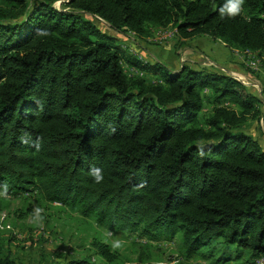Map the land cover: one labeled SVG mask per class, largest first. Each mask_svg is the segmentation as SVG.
<instances>
[{"label": "trees", "instance_id": "obj_1", "mask_svg": "<svg viewBox=\"0 0 264 264\" xmlns=\"http://www.w3.org/2000/svg\"><path fill=\"white\" fill-rule=\"evenodd\" d=\"M59 1L0 0V192L36 193L149 241L179 235L187 259H212L203 252L217 239L247 250L248 264L264 258V146L244 129L264 116L256 89L213 65L142 64L120 46L140 54L130 34L171 25L179 46L208 37L261 58L264 0L234 16L228 0ZM123 57L157 81L128 78ZM204 90L215 106L201 120ZM13 257L0 239V264Z\"/></svg>", "mask_w": 264, "mask_h": 264}, {"label": "rangeland", "instance_id": "obj_2", "mask_svg": "<svg viewBox=\"0 0 264 264\" xmlns=\"http://www.w3.org/2000/svg\"><path fill=\"white\" fill-rule=\"evenodd\" d=\"M65 2L67 0L56 2L54 7L58 10H66L62 6ZM101 22L107 26L105 22ZM170 26L168 25L164 28L149 26L147 28L149 34L143 38H137L134 34L130 35L136 43L143 45L154 59L162 62L161 58H163L165 65L168 68H172L175 73L180 69L177 61L182 65L184 63L200 62L203 66H210V64H214L212 61L217 62L216 58H218L219 66L217 67H219L220 71L222 70L221 72L225 71V73L246 85L242 81L243 78L231 75V73L237 72L229 68H222L226 65L225 62L231 59L229 57L230 53L233 54L238 51H232L224 47L225 45L222 43L221 45L229 50L223 56V60L221 56L219 58L217 52L208 50V47H204L202 44L196 47H191V44V46L189 44L179 46L176 44L177 40L174 39L176 29ZM120 46L130 52L131 55H134L133 49L125 48V44H120ZM198 46L202 49H198ZM246 54V57L241 56V60L236 62V64L242 69H246L248 74L255 75L261 65L258 63L257 69H252L250 63L259 58L253 57L248 52ZM122 61L128 78L140 77L146 80V83L157 81L153 74L144 73L134 69L132 66H127L124 57ZM248 74L241 76L248 80L249 83L256 84L254 87L262 99L264 95L261 94V82L256 78L250 79ZM202 95L204 102L200 112L201 120L208 116L215 106L212 103V94L209 91L204 90ZM221 105L235 108L230 105L228 100L221 101ZM263 125L264 116L259 123L248 119L244 129L254 137H257L264 146V139L261 138V133H264ZM117 238L126 241V243L122 248L113 250L111 244ZM0 239L3 241L4 247H10L13 252V258L16 261L15 264H42L43 262H47V264H52L53 262L64 264L71 261H83L87 264L250 263L247 250L240 249L234 244L225 242L223 239L215 240L210 248L203 252L205 255L211 252L209 255L212 259L200 256V254L187 259L182 254L179 235L170 240L149 241L147 238L142 237L139 232L109 229L99 225L93 218H83L78 212L67 207L46 203L36 193L13 197L5 195V192H0ZM97 244L108 246L113 257L112 262H107L98 254ZM1 253L4 254L2 251Z\"/></svg>", "mask_w": 264, "mask_h": 264}, {"label": "crops", "instance_id": "obj_3", "mask_svg": "<svg viewBox=\"0 0 264 264\" xmlns=\"http://www.w3.org/2000/svg\"><path fill=\"white\" fill-rule=\"evenodd\" d=\"M187 44H191L190 46L191 47H196L197 45H199V44H202V45H204V47H208L207 49L208 50H212V51H215V52H217V54H218V56H219V58H220V56H221V59H223L224 60V58H223V56L226 54V52H229V50L228 49H226V48H224L223 47V45H221V43L220 42H218V41H215V40H212V39H210V38H208V37H195V38H192V40H190L189 42L187 41ZM140 50H141V52H139L140 54H138V53H134V55L139 59V60H141L142 61V64H145V63H147V61L149 62L150 61V63H151V61H153V60H155V61H158V60H156V59H154L153 58V56H151L152 54L151 53H148V51L146 50V48L143 46V45H140ZM198 49H202L201 47H197ZM143 53H145L144 55H146V56H144V55H142ZM142 55V56H141ZM251 55L254 57L255 55L254 54H252L251 53ZM241 56H245L246 57V55L243 53V52H234L233 54H231L230 53V55H229V57H231V59H228V61L227 62H225V64L226 65H224L222 68H225V69H227L228 67H229V65L230 64H232L231 63V61H235V62H238V61H240L241 60ZM161 58V57H160ZM147 59H149V60H147ZM259 59H261V63H260V68H258V73H257V75H258V77H259V81L261 82V86H262V84L264 85V58L262 59V57L261 58H259ZM161 60L164 62V60H163V58H161ZM216 61L217 62H215V61H212L214 64H212L213 66H215V67H217V66H219V60H218V58H216ZM160 62V61H159ZM175 62V61H174ZM178 62V65H179V67H181V65L182 64H179V61H177ZM241 62H243V61H241ZM165 63V62H164ZM221 63V62H220ZM184 64H189V63H184ZM190 64H192V65H196V64H200V62H195V63H190ZM219 68V67H218ZM238 73V72H237ZM239 74H241V75H243L242 73H239ZM264 95V94H263ZM264 101V97L262 98V102ZM264 104V103H263ZM263 127H264V125H263Z\"/></svg>", "mask_w": 264, "mask_h": 264}, {"label": "clouds", "instance_id": "obj_4", "mask_svg": "<svg viewBox=\"0 0 264 264\" xmlns=\"http://www.w3.org/2000/svg\"><path fill=\"white\" fill-rule=\"evenodd\" d=\"M243 4H244V0H228V4L226 5L227 13L230 16H234V15L239 14V12L242 9ZM41 34L42 35H46L47 33L46 32H42ZM90 174L93 176L94 181L96 183H101L103 181L102 169L93 168V169H91V173ZM5 190H6V187H5ZM109 235H111V233H109ZM125 243H126V241H123V240L117 238V239L112 241L111 247H112L113 250L120 249V248L123 247V245Z\"/></svg>", "mask_w": 264, "mask_h": 264}, {"label": "built area", "instance_id": "obj_5", "mask_svg": "<svg viewBox=\"0 0 264 264\" xmlns=\"http://www.w3.org/2000/svg\"><path fill=\"white\" fill-rule=\"evenodd\" d=\"M258 63H261V59H257V60H255V61H252L251 63H250V66H251V68L252 69H257V66H258ZM212 64H210V66H211ZM231 75H235L236 77H240L241 79H242V81H244L245 82V84H246V86H255L256 84H252V83H249V81L248 80H246L243 76H241V74H239V73H231ZM255 88V87H254ZM255 264H264V258H262L261 260H258V261H255Z\"/></svg>", "mask_w": 264, "mask_h": 264}, {"label": "bare ground", "instance_id": "obj_6", "mask_svg": "<svg viewBox=\"0 0 264 264\" xmlns=\"http://www.w3.org/2000/svg\"><path fill=\"white\" fill-rule=\"evenodd\" d=\"M261 260V259H260Z\"/></svg>", "mask_w": 264, "mask_h": 264}]
</instances>
